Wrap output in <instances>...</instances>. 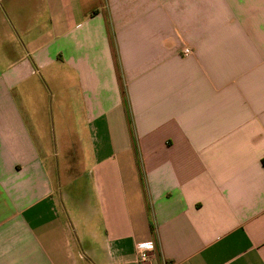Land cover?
Segmentation results:
<instances>
[{
	"label": "crops",
	"instance_id": "0c3cea01",
	"mask_svg": "<svg viewBox=\"0 0 264 264\" xmlns=\"http://www.w3.org/2000/svg\"><path fill=\"white\" fill-rule=\"evenodd\" d=\"M0 264H264V0H0Z\"/></svg>",
	"mask_w": 264,
	"mask_h": 264
},
{
	"label": "built area",
	"instance_id": "2783aa9c",
	"mask_svg": "<svg viewBox=\"0 0 264 264\" xmlns=\"http://www.w3.org/2000/svg\"><path fill=\"white\" fill-rule=\"evenodd\" d=\"M182 54L184 56H188L190 54V50L185 48ZM154 250H155V247L151 243L141 245L137 251L136 261L138 262L147 261L149 259V253L153 252Z\"/></svg>",
	"mask_w": 264,
	"mask_h": 264
},
{
	"label": "rangeland",
	"instance_id": "374dc122",
	"mask_svg": "<svg viewBox=\"0 0 264 264\" xmlns=\"http://www.w3.org/2000/svg\"><path fill=\"white\" fill-rule=\"evenodd\" d=\"M84 173H85V170L84 169H78V170H73V172L71 173V176L73 178H75L74 180H78V191L77 193H79L78 195H81L84 193V185H85V181L86 180L84 178ZM77 182V181H76ZM79 198V196H78Z\"/></svg>",
	"mask_w": 264,
	"mask_h": 264
}]
</instances>
